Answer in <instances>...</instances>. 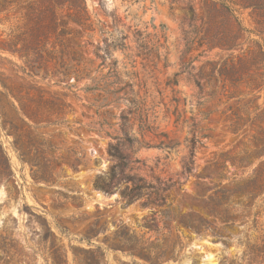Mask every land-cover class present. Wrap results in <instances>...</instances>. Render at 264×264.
I'll list each match as a JSON object with an SVG mask.
<instances>
[{
  "label": "rangeland",
  "instance_id": "rangeland-1",
  "mask_svg": "<svg viewBox=\"0 0 264 264\" xmlns=\"http://www.w3.org/2000/svg\"><path fill=\"white\" fill-rule=\"evenodd\" d=\"M85 3L95 31L92 44L85 43L89 38L81 31L65 37L66 57L79 63L84 75L78 81L71 76V88L53 80L23 76L6 58L20 63L17 57L0 54V79L11 92L9 96L0 94L4 112L2 116L0 111V140L19 184V194L14 192L11 198L7 197L6 185L0 184V227L5 221L14 236L25 243V239H35L33 232L39 227L33 215H42L56 232L67 264H79L73 247L94 248L81 240L90 225L99 231L92 242L102 247L107 264H119L120 260L144 263L138 256L108 249L117 241L114 231L120 226L138 238L157 242L163 251L161 264H229L232 260L239 264L244 255L257 257L253 264H264V193L255 203L238 192L225 199L222 187H233L241 168L216 163L239 149L248 141L245 134L254 130L251 123L237 132L230 130L221 111L233 101L219 102L210 97L211 64L226 53L207 48L208 23L202 25L208 22L206 2L191 0L192 10L188 0ZM194 36L193 43L189 42ZM104 37L117 43L111 59L117 61L118 73L100 66L94 54L96 42L103 43ZM199 42L202 46L188 51ZM173 79L176 84H167ZM96 83L115 91L107 94L109 102L100 98L105 93L95 88ZM30 87L43 91L49 100L47 109L60 106L64 110L61 122L36 128L55 158L58 178L53 183L32 178L30 165L19 160L12 146V135L2 129V120H8L19 127L23 141L28 139L27 123H33L22 115L16 97L21 89L24 101L34 106L26 98V91L30 98L34 95ZM240 87L246 89L244 84ZM258 94L264 119V89ZM128 110L125 130L134 141L123 153L128 156L132 174L152 183L159 178L169 185L163 205H126L119 190L106 193L93 185L113 163L108 145L120 134L119 116ZM193 136L201 143L197 144L193 169L187 174L183 162ZM245 147L250 152L248 144ZM210 195L220 199L223 216L211 211ZM56 224L65 230L60 232ZM45 258L47 255L39 252L36 264H50ZM0 264L17 262L12 256Z\"/></svg>",
  "mask_w": 264,
  "mask_h": 264
},
{
  "label": "trees",
  "instance_id": "trees-1",
  "mask_svg": "<svg viewBox=\"0 0 264 264\" xmlns=\"http://www.w3.org/2000/svg\"><path fill=\"white\" fill-rule=\"evenodd\" d=\"M208 6V22L202 21V25L208 23L207 48H218L226 53L219 60L211 64L210 77L212 90L210 97L219 102H228L221 111L227 127L233 132L242 129L251 123L247 132L248 141L242 142L240 148L233 150L219 163L225 167L230 164L233 168L240 167L235 174L239 179L233 187H222L224 198L238 192L246 194L253 203L257 197L264 193V119L262 118V104L258 102L259 91L264 89V0H204ZM188 6L192 10L191 0ZM0 54L17 57L20 63L7 60L13 65L15 72L27 77H36L40 80H53V83H64L68 89L74 86L69 84L71 76L78 81L83 78L79 63H72L66 57L65 37L73 31H81L88 35L86 44H92L94 22L91 20L85 0H0ZM73 25V26H72ZM195 36L189 40L193 43ZM188 41V40H187ZM203 43L195 47L187 48L188 51L198 49ZM117 47L115 41L103 38V43L96 42L94 54L100 59V66L109 67L117 72V61L111 59L112 52ZM204 50L200 51L203 52ZM191 62L186 64L189 67ZM196 85L199 81L187 71ZM88 74V73H87ZM96 82L95 78L91 79ZM176 84V79L168 80L167 84ZM2 90L0 94L11 95L10 89L0 79ZM244 84L246 89L240 85ZM100 88L105 94H100L105 102H109L107 94L115 91L107 87ZM99 86V85H98ZM30 98L26 91V98L34 102L31 105L24 101L21 89H18L17 99L20 102V111L23 116L32 121L27 123L26 135L28 139L23 141L19 127L8 120H2V129L12 135V146L21 162L28 163L31 168V176L35 181L53 183L58 175L55 171V158L51 147L46 141L40 140V134L36 128L61 122L64 113L62 107L48 108L49 100L43 91L36 88ZM1 101V97H0ZM107 103H104L105 105ZM0 111L4 115L0 103ZM130 110L122 112L120 118V134L113 136L114 142L108 145V154L113 163L105 175H98L93 185L106 193L119 190L125 204L139 202L141 206H158L165 203V192L169 188L165 182L155 178V182H147L143 177L131 173L132 167L128 156L123 149L129 148L134 139L125 130ZM256 120L257 123H253ZM257 126L258 129H255ZM201 140L196 136L191 139L189 154L183 162L184 171L189 174L193 169L195 151ZM246 144L250 152L246 149ZM0 184H5L7 197L19 194V184L14 178V173L9 157L0 140ZM211 211L217 214H225V209L220 207V199L209 196ZM264 201V200H263ZM208 203V196H207ZM220 212V213H219ZM38 229L33 233L35 239H25L22 243L14 236L12 230L5 226V221L0 227V263L6 262L10 257L16 258L17 264H36V256L39 252L47 255L45 260L50 264H67L66 252L59 243L56 232L51 224L42 215H33ZM223 216V215H221ZM60 232L65 230L62 225L56 224ZM98 229L90 225L82 235L81 240L94 248H75L74 256L79 264H107L104 251L100 245L92 242L97 236ZM117 241L108 245V249L120 251L125 255L138 256L144 263L132 260L131 263L120 260L119 264H161L163 251L157 242L138 238L126 227H118L114 231ZM32 242V243H31ZM35 244V245H34ZM10 253V255H9ZM264 260V258H263ZM258 259L255 256H242L240 263L253 264ZM234 260L229 264H234ZM226 264V262H222Z\"/></svg>",
  "mask_w": 264,
  "mask_h": 264
}]
</instances>
